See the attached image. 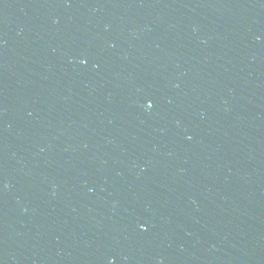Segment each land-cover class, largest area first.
<instances>
[{"label": "water", "instance_id": "obj_1", "mask_svg": "<svg viewBox=\"0 0 264 264\" xmlns=\"http://www.w3.org/2000/svg\"><path fill=\"white\" fill-rule=\"evenodd\" d=\"M0 264H264V0H0Z\"/></svg>", "mask_w": 264, "mask_h": 264}, {"label": "snow or ice", "instance_id": "obj_2", "mask_svg": "<svg viewBox=\"0 0 264 264\" xmlns=\"http://www.w3.org/2000/svg\"><path fill=\"white\" fill-rule=\"evenodd\" d=\"M148 107H149V108H151V107H152V105H151V104H149V105H148Z\"/></svg>", "mask_w": 264, "mask_h": 264}]
</instances>
